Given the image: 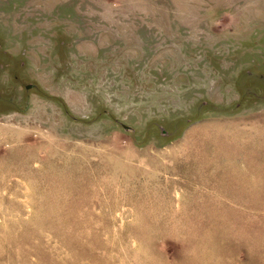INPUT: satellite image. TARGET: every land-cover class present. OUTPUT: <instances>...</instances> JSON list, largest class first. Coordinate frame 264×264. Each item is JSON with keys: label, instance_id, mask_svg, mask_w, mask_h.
<instances>
[{"label": "rangeland", "instance_id": "1", "mask_svg": "<svg viewBox=\"0 0 264 264\" xmlns=\"http://www.w3.org/2000/svg\"><path fill=\"white\" fill-rule=\"evenodd\" d=\"M0 264H264V0H0Z\"/></svg>", "mask_w": 264, "mask_h": 264}, {"label": "water", "instance_id": "2", "mask_svg": "<svg viewBox=\"0 0 264 264\" xmlns=\"http://www.w3.org/2000/svg\"><path fill=\"white\" fill-rule=\"evenodd\" d=\"M123 128H124L125 130L129 129V128L126 127V126H123ZM161 131H163V133H164V130H163V129H161Z\"/></svg>", "mask_w": 264, "mask_h": 264}]
</instances>
